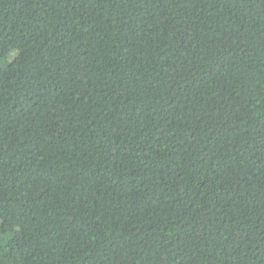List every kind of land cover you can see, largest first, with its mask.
<instances>
[{
	"label": "trees",
	"instance_id": "obj_1",
	"mask_svg": "<svg viewBox=\"0 0 264 264\" xmlns=\"http://www.w3.org/2000/svg\"><path fill=\"white\" fill-rule=\"evenodd\" d=\"M0 264H264V0H0Z\"/></svg>",
	"mask_w": 264,
	"mask_h": 264
}]
</instances>
